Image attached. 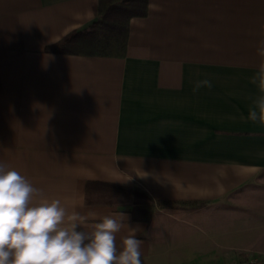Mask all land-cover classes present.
<instances>
[{
  "label": "crops",
  "instance_id": "0c3cea01",
  "mask_svg": "<svg viewBox=\"0 0 264 264\" xmlns=\"http://www.w3.org/2000/svg\"><path fill=\"white\" fill-rule=\"evenodd\" d=\"M95 3L0 0V162L69 214L122 212L118 248L140 225L151 264L152 222L165 208L264 186V124L248 119L264 95L253 82L264 0H148L123 57L45 50L87 29ZM204 79L212 88L194 92ZM140 203L153 207L148 223L133 218Z\"/></svg>",
  "mask_w": 264,
  "mask_h": 264
},
{
  "label": "clouds",
  "instance_id": "9594fccd",
  "mask_svg": "<svg viewBox=\"0 0 264 264\" xmlns=\"http://www.w3.org/2000/svg\"><path fill=\"white\" fill-rule=\"evenodd\" d=\"M257 54L260 65L253 82L258 80L264 93V39ZM202 87L211 89L212 82L197 81L193 91ZM248 119L264 124V95L249 109ZM125 220L122 212L102 218L69 214L59 199L49 201L42 189L0 162V264H142L144 241L136 238L143 231L140 225L127 226L128 235L117 246ZM86 225L90 231H77Z\"/></svg>",
  "mask_w": 264,
  "mask_h": 264
},
{
  "label": "rangeland",
  "instance_id": "374dc122",
  "mask_svg": "<svg viewBox=\"0 0 264 264\" xmlns=\"http://www.w3.org/2000/svg\"><path fill=\"white\" fill-rule=\"evenodd\" d=\"M243 190L208 206L157 214L149 235L151 264H209L240 254L264 258V186Z\"/></svg>",
  "mask_w": 264,
  "mask_h": 264
},
{
  "label": "trees",
  "instance_id": "16d2710c",
  "mask_svg": "<svg viewBox=\"0 0 264 264\" xmlns=\"http://www.w3.org/2000/svg\"><path fill=\"white\" fill-rule=\"evenodd\" d=\"M95 11L96 20L87 29L71 32L46 46L45 50L71 55L123 57L127 50L129 21L146 16L148 0H96ZM131 190L135 194L142 193L138 189ZM168 204L171 203H161L162 206ZM202 204L183 203L190 208H199ZM152 216L153 207L149 203H140L133 209L135 220L148 223Z\"/></svg>",
  "mask_w": 264,
  "mask_h": 264
},
{
  "label": "built area",
  "instance_id": "2783aa9c",
  "mask_svg": "<svg viewBox=\"0 0 264 264\" xmlns=\"http://www.w3.org/2000/svg\"><path fill=\"white\" fill-rule=\"evenodd\" d=\"M209 264H264V258L243 256L233 261L211 262Z\"/></svg>",
  "mask_w": 264,
  "mask_h": 264
}]
</instances>
